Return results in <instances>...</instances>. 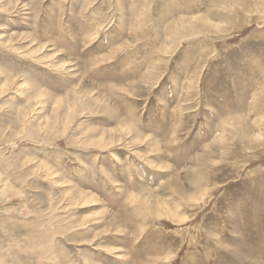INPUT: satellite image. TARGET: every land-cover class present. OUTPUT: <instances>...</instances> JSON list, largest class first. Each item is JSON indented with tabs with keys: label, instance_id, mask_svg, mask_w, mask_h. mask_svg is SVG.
I'll use <instances>...</instances> for the list:
<instances>
[{
	"label": "rangeland",
	"instance_id": "374dc122",
	"mask_svg": "<svg viewBox=\"0 0 264 264\" xmlns=\"http://www.w3.org/2000/svg\"><path fill=\"white\" fill-rule=\"evenodd\" d=\"M0 264H264V0H0Z\"/></svg>",
	"mask_w": 264,
	"mask_h": 264
},
{
	"label": "bare ground",
	"instance_id": "6f19581e",
	"mask_svg": "<svg viewBox=\"0 0 264 264\" xmlns=\"http://www.w3.org/2000/svg\"><path fill=\"white\" fill-rule=\"evenodd\" d=\"M223 248H224V247H223ZM247 249H248L249 251L251 250V252H252V249H253V248L249 246ZM230 250H231V249H230ZM248 250H247V252H248ZM228 252H229V251H228ZM224 255H226V254H224ZM230 255H231V254H230ZM235 255H236V254H235ZM235 255H234V256H235ZM228 256H229V255H228ZM237 256H238V254H237ZM231 257H232V256H231ZM232 258H233V257H232ZM228 259H229V257H228Z\"/></svg>",
	"mask_w": 264,
	"mask_h": 264
}]
</instances>
